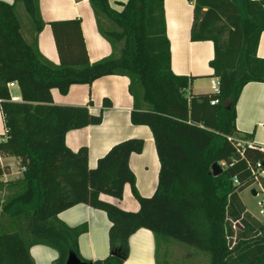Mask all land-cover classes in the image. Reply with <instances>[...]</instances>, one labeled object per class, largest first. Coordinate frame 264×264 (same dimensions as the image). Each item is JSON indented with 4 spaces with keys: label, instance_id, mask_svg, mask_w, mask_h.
Wrapping results in <instances>:
<instances>
[{
    "label": "trees",
    "instance_id": "16d2710c",
    "mask_svg": "<svg viewBox=\"0 0 264 264\" xmlns=\"http://www.w3.org/2000/svg\"><path fill=\"white\" fill-rule=\"evenodd\" d=\"M40 1H0V107L6 129L0 155L17 158L23 170L22 179L4 182L6 169L0 166V191L20 188L0 202V216L9 219V228L0 230V264H35L30 249L37 245L58 252L54 264H66L70 253L88 262L78 248L86 227L70 228L58 219L80 204L105 212L111 222L110 255L93 264H124L130 237L141 229L151 231L158 244L175 240L205 254L208 264H264V220L253 217L240 199L254 184L251 169L258 163L264 168V150L247 148L241 157L228 140L253 138L238 134L237 103L247 84L264 83V59L258 57L264 0H189L191 40L214 44L210 67L219 82L218 92L200 95L190 92L193 78L172 71L164 0H128L121 11L109 0H89L98 31L113 51L93 64L81 22H51L60 65L38 49L46 25ZM19 5L32 24L29 39ZM106 76L130 80L131 122L152 132L160 161L152 197L139 194L129 165L144 150V140L114 145L94 169L88 147L74 152L66 145L68 132L100 125L103 112L56 105L52 90L66 95L73 85H92ZM11 84L18 85L20 102L13 100ZM111 106L105 100L103 110ZM223 162L228 167L214 176L212 166ZM126 185L140 204L138 212L101 198L122 200Z\"/></svg>",
    "mask_w": 264,
    "mask_h": 264
},
{
    "label": "crops",
    "instance_id": "0c3cea01",
    "mask_svg": "<svg viewBox=\"0 0 264 264\" xmlns=\"http://www.w3.org/2000/svg\"><path fill=\"white\" fill-rule=\"evenodd\" d=\"M0 1L7 4L15 3V0ZM109 2L114 9L121 11V5L126 4L128 0ZM39 6L46 25L38 35V49L47 60L60 65V57L50 27V23L55 21L81 22L91 64L112 55L110 43L98 31L89 0H41ZM164 6L173 73L176 76L193 78L190 88L193 94L216 93L219 88L218 80L213 77L214 71L210 67V62L214 58V44L210 41L191 40L194 6L189 0H164ZM19 7L20 5L18 9ZM30 35L31 33H28L24 36L29 39ZM258 57L264 59V32L258 46ZM129 87L130 80L127 77L106 76L97 79L92 85H73L66 95L54 89L52 98L59 106H88L94 115L103 112V121L100 125L73 130L66 135V145L72 151L76 152L83 146L88 147L89 166L92 169L96 168L98 161L121 141L134 138L144 140V150L140 154H133L129 165L136 177L139 194L143 197H152L158 185L160 161L151 130L147 126H135L131 122L134 99ZM10 91L13 100L20 102L21 93L18 85L11 84ZM105 100H109L112 106L103 110ZM236 127L239 136L252 135L253 144L264 149V83H249L242 90L237 103ZM5 135V122L0 107V142L5 140ZM0 166L6 169L2 179L4 182L22 179L23 170L17 158L0 155ZM246 192L251 195L249 189L245 190L240 194V199L247 211L256 219L264 220L259 211L256 212L249 207L244 197ZM101 198L125 211L140 210V204L134 198L130 185H126L122 200L108 195H102ZM58 219L70 228L86 227V231L78 239L79 253L84 260L94 263L105 260L110 255L111 222L105 212L80 204L61 212ZM168 243L164 244L167 246ZM129 244L130 254L124 264H160L159 244L151 231L146 229L137 231L130 237ZM30 255L35 264H54L59 256L56 250L42 245L33 246Z\"/></svg>",
    "mask_w": 264,
    "mask_h": 264
},
{
    "label": "rangeland",
    "instance_id": "374dc122",
    "mask_svg": "<svg viewBox=\"0 0 264 264\" xmlns=\"http://www.w3.org/2000/svg\"><path fill=\"white\" fill-rule=\"evenodd\" d=\"M19 18L22 24V32L24 35L31 33L32 35V24L29 19L28 14L26 13L23 6L20 5L18 9ZM30 35V37H31ZM29 37V38H30ZM20 189V188H19ZM18 188L13 189L11 191H6V189H1L0 191V202L5 197L12 195L13 193H17ZM252 195H249V192L244 194L246 201L248 202L251 210L259 211V207L257 202L263 198V195L260 194L259 197L253 198ZM254 200V202L252 201ZM9 228V219L6 217L0 216V230H7ZM165 252L167 254V263L166 264H208L209 258L205 254L197 252L195 249L188 247L180 242L175 240H170L168 245L163 242L159 243V262L160 264H165Z\"/></svg>",
    "mask_w": 264,
    "mask_h": 264
},
{
    "label": "built area",
    "instance_id": "2783aa9c",
    "mask_svg": "<svg viewBox=\"0 0 264 264\" xmlns=\"http://www.w3.org/2000/svg\"><path fill=\"white\" fill-rule=\"evenodd\" d=\"M190 4H192L194 6L193 3H190ZM217 84L219 86V82ZM218 91H219V88H218L217 92ZM217 103H218V101H214V102H212V105H216ZM228 140H229V142H231L234 145V147L237 149V151L241 155V157H244V153H245L247 148H251V149L259 148V147H256L253 144V142L250 140H243V139L235 138L233 136H230L228 138ZM262 150H264V149H262ZM220 166L222 167V169H225L228 167V164L223 162V163H221ZM251 170H252V174L254 177V184L249 188V190L256 189L257 197H259L260 194L263 195V198H261L257 202V205L259 207V215L264 219V187L262 185V181L264 180V168H263L261 163H258L256 165V167L252 168ZM234 184H238V181L236 179L234 180Z\"/></svg>",
    "mask_w": 264,
    "mask_h": 264
},
{
    "label": "water",
    "instance_id": "95a60500",
    "mask_svg": "<svg viewBox=\"0 0 264 264\" xmlns=\"http://www.w3.org/2000/svg\"><path fill=\"white\" fill-rule=\"evenodd\" d=\"M222 172H223V169L220 166V164L216 163L212 166V173L214 176H219L220 174H222ZM250 193L253 197H257L256 189H251ZM66 264H93V263L83 262L76 255H74L73 253H70Z\"/></svg>",
    "mask_w": 264,
    "mask_h": 264
}]
</instances>
